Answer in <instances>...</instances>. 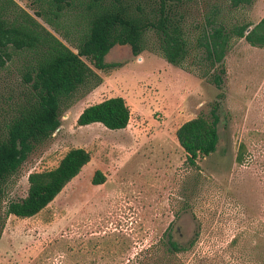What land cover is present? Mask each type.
Returning <instances> with one entry per match:
<instances>
[{
	"label": "rangeland",
	"instance_id": "1",
	"mask_svg": "<svg viewBox=\"0 0 264 264\" xmlns=\"http://www.w3.org/2000/svg\"><path fill=\"white\" fill-rule=\"evenodd\" d=\"M15 1L34 15L32 0ZM235 15L258 23L264 0ZM105 61L113 66L95 69L102 82L67 100L58 129L7 179L2 212L26 195L29 173L56 166L72 147L91 155L41 212L4 215L0 264H264V46L233 40L222 97L187 65H173L156 51L134 55L128 45H115ZM18 66L14 57L0 70V120L22 87ZM112 96L129 106L125 128L77 125L86 106ZM214 102L216 150L192 166L176 129L209 116ZM96 169L105 175L97 185L91 182Z\"/></svg>",
	"mask_w": 264,
	"mask_h": 264
},
{
	"label": "trees",
	"instance_id": "2",
	"mask_svg": "<svg viewBox=\"0 0 264 264\" xmlns=\"http://www.w3.org/2000/svg\"><path fill=\"white\" fill-rule=\"evenodd\" d=\"M253 1L32 0V15L15 0H0V70L16 57L22 84L15 99L2 108L0 120V232L4 215L27 218L38 214L89 162L88 150L68 149L56 166L29 173L26 195L8 201L2 212L7 179L35 145L58 129L67 100L80 89L102 82L95 69L106 71L113 66L105 61L112 47L128 45L134 55L156 51L173 65H187L213 84L222 97L224 59L233 40L244 38L252 46H264V17L252 25L235 15L239 7ZM218 107L219 102H214L209 116L196 115L176 129L185 161L192 166L216 150ZM129 119L125 99L112 96L86 106L76 123L84 126L98 122L119 130ZM243 149L241 144L236 155L239 162ZM104 181L105 175L96 169L91 182L97 185ZM170 246L181 249L173 240Z\"/></svg>",
	"mask_w": 264,
	"mask_h": 264
},
{
	"label": "crops",
	"instance_id": "3",
	"mask_svg": "<svg viewBox=\"0 0 264 264\" xmlns=\"http://www.w3.org/2000/svg\"><path fill=\"white\" fill-rule=\"evenodd\" d=\"M83 167H84V166H83ZM83 167H82V168H83Z\"/></svg>",
	"mask_w": 264,
	"mask_h": 264
}]
</instances>
